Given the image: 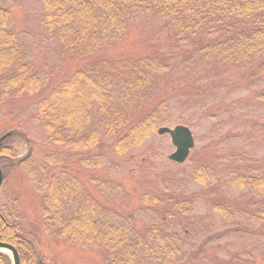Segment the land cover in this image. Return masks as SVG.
Wrapping results in <instances>:
<instances>
[{"label":"rangeland","instance_id":"1","mask_svg":"<svg viewBox=\"0 0 264 264\" xmlns=\"http://www.w3.org/2000/svg\"><path fill=\"white\" fill-rule=\"evenodd\" d=\"M0 13L7 14L6 30L42 87L39 95L0 93V136L11 132L3 142L13 154L0 158V214L36 243L40 264H111L114 257L116 264L127 263L120 247L110 251L62 233L61 223L91 202L110 209V223L116 221L112 213L120 217L116 222L129 226L131 242L142 243L129 264H264V189L252 186L255 178L264 179V104L245 86L240 71L230 68L229 81L223 82L222 74L216 82L225 64L193 60L192 73L179 58L169 77L174 81L164 85L165 77L157 86L153 99H167L169 110L156 129L184 125L194 137L181 164L168 160L174 147L156 129L120 155L112 148V135L101 148H59L35 118L36 103L82 63L63 51L54 30L44 24L42 0H0ZM143 16L128 31L124 51L137 56L149 47L172 49L175 40L162 20ZM213 89L221 90L215 96ZM50 186L59 187L61 217L46 201ZM165 210L173 216H164ZM152 225L168 236L177 233L173 259L151 260L143 251L155 237L145 234Z\"/></svg>","mask_w":264,"mask_h":264},{"label":"trees","instance_id":"2","mask_svg":"<svg viewBox=\"0 0 264 264\" xmlns=\"http://www.w3.org/2000/svg\"><path fill=\"white\" fill-rule=\"evenodd\" d=\"M42 9L43 22L54 30L63 51L82 63L70 79L37 100L34 116L41 120L51 145L89 150L101 148L103 139L111 135L112 148L119 155L140 145L169 110L167 99L154 101V92L165 77L164 85L174 81L169 77L179 58L192 73L193 60L220 67L225 64L227 69L218 74L216 82L222 81V74L232 73L230 68L240 71L245 86L256 90L257 99L264 104V0H42ZM6 15L0 13V93L39 95L38 75L25 61L14 35L6 30ZM142 15L162 20L175 40L172 49L149 47L137 56L124 51L128 31ZM233 75H223V82ZM221 89H213L214 95ZM1 157H13L5 142L0 145ZM252 186L264 189V179L255 178ZM59 191L58 186H50L45 198L61 217ZM110 213L91 202L61 223L62 233L74 240L96 241L110 251L120 247L129 264L140 254L136 251L142 243L131 242L126 233L129 226L116 222L121 218L114 213L116 221H107ZM166 215L173 216L165 210ZM157 228L152 225L144 230L155 237L143 251L151 260L164 255L167 262L178 252L177 233L168 236ZM0 242L15 247L20 264H39L36 243L1 214ZM116 262L112 258L111 264ZM0 264H11L8 254L0 252Z\"/></svg>","mask_w":264,"mask_h":264},{"label":"water","instance_id":"3","mask_svg":"<svg viewBox=\"0 0 264 264\" xmlns=\"http://www.w3.org/2000/svg\"><path fill=\"white\" fill-rule=\"evenodd\" d=\"M156 132L159 135H168L170 142L174 147V151L167 156L168 160L179 164L183 163L187 159L190 150L194 147V138L191 130L187 126L176 125L172 128L160 126L156 129ZM10 135L11 132H6L5 134H3L0 137V145ZM2 181L3 175L0 168V186L2 184ZM0 251L7 252L9 254L11 264H20L18 252L11 244L0 242Z\"/></svg>","mask_w":264,"mask_h":264}]
</instances>
